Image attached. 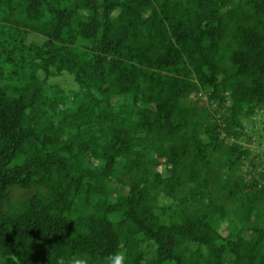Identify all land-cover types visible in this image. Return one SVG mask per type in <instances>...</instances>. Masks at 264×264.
<instances>
[{"label": "trees", "instance_id": "trees-1", "mask_svg": "<svg viewBox=\"0 0 264 264\" xmlns=\"http://www.w3.org/2000/svg\"><path fill=\"white\" fill-rule=\"evenodd\" d=\"M254 145L264 0H0V264H264Z\"/></svg>", "mask_w": 264, "mask_h": 264}, {"label": "rangeland", "instance_id": "rangeland-1", "mask_svg": "<svg viewBox=\"0 0 264 264\" xmlns=\"http://www.w3.org/2000/svg\"><path fill=\"white\" fill-rule=\"evenodd\" d=\"M53 81L58 83L59 85H61L66 91H68V90L69 91H71V90L77 91L79 89V85L68 74H63L61 76H57V77L53 78ZM252 145L253 144H250L251 147H252ZM254 146H256V145H254ZM261 147L264 148V146H256V150L263 149ZM12 193H13L14 197H25V196L30 194V192H28V191L19 190L16 188H14L12 190Z\"/></svg>", "mask_w": 264, "mask_h": 264}]
</instances>
